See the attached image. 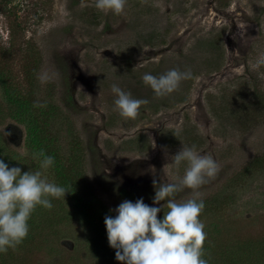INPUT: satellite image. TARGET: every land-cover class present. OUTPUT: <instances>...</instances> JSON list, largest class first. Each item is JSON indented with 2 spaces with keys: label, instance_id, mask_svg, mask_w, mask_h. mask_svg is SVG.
I'll return each mask as SVG.
<instances>
[{
  "label": "rangeland",
  "instance_id": "obj_1",
  "mask_svg": "<svg viewBox=\"0 0 264 264\" xmlns=\"http://www.w3.org/2000/svg\"><path fill=\"white\" fill-rule=\"evenodd\" d=\"M0 49V160L67 190L33 211L15 264H124L105 216L125 187L162 220L153 179L184 175L172 159L183 146L220 165L198 190L208 264L210 245L264 244V0H127L120 15L95 0H0ZM171 69L191 75L169 94L142 81ZM113 84L148 101L136 119L115 110ZM41 149L54 157L47 169Z\"/></svg>",
  "mask_w": 264,
  "mask_h": 264
},
{
  "label": "clouds",
  "instance_id": "obj_2",
  "mask_svg": "<svg viewBox=\"0 0 264 264\" xmlns=\"http://www.w3.org/2000/svg\"><path fill=\"white\" fill-rule=\"evenodd\" d=\"M126 3L127 0H95V7L120 15ZM190 75V72L171 69L158 77L145 73L142 81L159 97L175 91ZM40 79L45 82V77ZM111 90L116 95L115 110L125 119H136L141 106L148 103L146 99L133 98L116 84ZM34 107H46V104L37 101ZM152 146L155 147L154 142ZM34 158L40 159L43 169L54 164V157L43 149ZM172 159L177 167L182 162L187 167L184 175L174 182L157 184L153 179L156 187L153 203L166 201L168 208L162 220L158 219L161 208L145 204L143 198L135 203L124 200L114 209L115 217L105 216L108 243L116 249V260L124 264H208L203 258L207 233L199 218L205 205L198 190L215 179L220 165L213 157L198 153L195 146H183ZM186 188L192 190V198L178 202L176 195ZM66 192L64 187L48 182L40 171L22 174L20 167L9 168L0 160V253L6 254L9 248L14 250L27 237L28 221L38 205L51 210L53 204L48 197L64 198Z\"/></svg>",
  "mask_w": 264,
  "mask_h": 264
},
{
  "label": "trees",
  "instance_id": "obj_3",
  "mask_svg": "<svg viewBox=\"0 0 264 264\" xmlns=\"http://www.w3.org/2000/svg\"><path fill=\"white\" fill-rule=\"evenodd\" d=\"M1 50L2 49H0V51ZM2 54H4V53H2ZM5 54H4V56H5ZM0 55H1V53H0ZM0 64H1V61H0ZM0 70H1V67H0ZM70 101H71V98H70ZM137 139L140 140L141 139L140 136H137L132 141L135 142ZM146 146H147V142L144 143V146L142 148H136V149H143L144 150L145 149L144 147H146ZM119 193H120L121 197H124L129 201L133 200L136 196L133 191H129L125 187H121L119 190ZM218 202H219V199L214 198L212 201V205L213 204L217 205ZM30 222L31 221L29 220L28 224ZM212 239L213 238L211 237L210 241ZM24 240L25 241L31 240L30 233H28L27 237ZM206 251H209V253L212 256V259L215 260V262L218 264H247V263H245V257H248L249 259L252 258L254 260V262H256L255 259H257L258 261L260 260L259 262L255 263V264H261L262 263L261 260L264 261V244H262L260 246V242H255L254 244L250 243L249 246H247V247L246 246H240L238 250L223 248L222 246H220L218 250H214L213 246L210 245V248L207 247ZM238 251H240L239 255L237 254ZM13 255H14V250L12 248H9L6 254L0 253V264H15L12 260ZM206 255L207 254L205 253L204 257ZM219 261H221V263Z\"/></svg>",
  "mask_w": 264,
  "mask_h": 264
}]
</instances>
